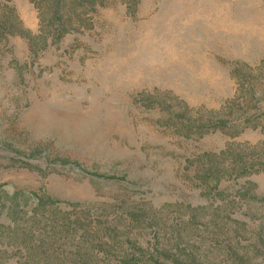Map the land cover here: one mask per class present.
Segmentation results:
<instances>
[{"label": "rangeland", "instance_id": "1", "mask_svg": "<svg viewBox=\"0 0 264 264\" xmlns=\"http://www.w3.org/2000/svg\"><path fill=\"white\" fill-rule=\"evenodd\" d=\"M2 9L0 264H264V0Z\"/></svg>", "mask_w": 264, "mask_h": 264}, {"label": "trees", "instance_id": "2", "mask_svg": "<svg viewBox=\"0 0 264 264\" xmlns=\"http://www.w3.org/2000/svg\"><path fill=\"white\" fill-rule=\"evenodd\" d=\"M32 2L40 11V19L42 18V21L45 18L50 25L53 24L55 26L57 32L63 31L62 33H64L67 30L68 23L64 20L66 12L73 5V2L76 3V0L71 1L72 3H70V0H32ZM16 22V15L13 9L0 10V30L8 28L10 30L16 26Z\"/></svg>", "mask_w": 264, "mask_h": 264}]
</instances>
